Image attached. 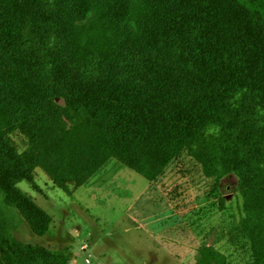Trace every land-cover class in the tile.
I'll list each match as a JSON object with an SVG mask.
<instances>
[{
	"label": "trees",
	"instance_id": "16d2710c",
	"mask_svg": "<svg viewBox=\"0 0 264 264\" xmlns=\"http://www.w3.org/2000/svg\"><path fill=\"white\" fill-rule=\"evenodd\" d=\"M18 129V153L2 132ZM188 151L237 177L264 264V0H0V251L69 264L18 240L49 217L17 183L42 167L81 185L110 158L153 180Z\"/></svg>",
	"mask_w": 264,
	"mask_h": 264
},
{
	"label": "rangeland",
	"instance_id": "374dc122",
	"mask_svg": "<svg viewBox=\"0 0 264 264\" xmlns=\"http://www.w3.org/2000/svg\"><path fill=\"white\" fill-rule=\"evenodd\" d=\"M1 129L18 153L28 148L22 131ZM32 178L17 187L49 217L46 231L23 222L13 234L73 264H254L237 177L207 176L188 151L153 180L115 158L81 185L60 187L40 166ZM0 264H11L1 251Z\"/></svg>",
	"mask_w": 264,
	"mask_h": 264
},
{
	"label": "water",
	"instance_id": "95a60500",
	"mask_svg": "<svg viewBox=\"0 0 264 264\" xmlns=\"http://www.w3.org/2000/svg\"><path fill=\"white\" fill-rule=\"evenodd\" d=\"M69 264H73V261H70Z\"/></svg>",
	"mask_w": 264,
	"mask_h": 264
}]
</instances>
